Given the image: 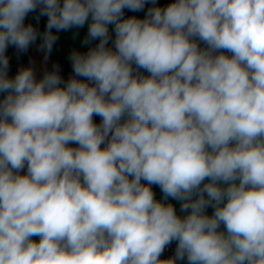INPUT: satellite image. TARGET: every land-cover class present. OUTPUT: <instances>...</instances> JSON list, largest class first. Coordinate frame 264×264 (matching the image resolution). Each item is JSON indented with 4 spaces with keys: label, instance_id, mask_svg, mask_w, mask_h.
<instances>
[{
    "label": "clouds",
    "instance_id": "9594fccd",
    "mask_svg": "<svg viewBox=\"0 0 264 264\" xmlns=\"http://www.w3.org/2000/svg\"><path fill=\"white\" fill-rule=\"evenodd\" d=\"M0 94V264H264V0H0Z\"/></svg>",
    "mask_w": 264,
    "mask_h": 264
},
{
    "label": "trees",
    "instance_id": "16d2710c",
    "mask_svg": "<svg viewBox=\"0 0 264 264\" xmlns=\"http://www.w3.org/2000/svg\"><path fill=\"white\" fill-rule=\"evenodd\" d=\"M170 2V0H157V4L159 6H165ZM151 3H148L145 5V8L143 11L139 12H132L128 9H125V18L129 16H136L138 18H143L147 12V9L151 7ZM38 16V10L37 12L29 13V15L25 19L26 24H32L34 28L37 29L38 35L37 40L32 43L28 50L25 52H19L14 46H9L7 48L6 55L9 58V76L14 77L15 74L23 68L24 65H29L32 64L35 59H36V52L40 51L44 55H46V51L41 49L40 45L42 44V34L44 33L46 29V24H47V17L46 16H40L39 19L37 20ZM114 26H109V32L112 34L114 37ZM53 33L57 35L58 39L55 41L51 53H47V60H48V67L47 71H51L53 69L54 65H59L60 68V74L61 76L67 80L69 76L73 74L72 72V65L71 61L69 60V55L66 53L64 49V43L62 38L60 37L59 33L57 32L56 29H52ZM98 43V40H93L90 42L89 46L86 47L83 52H87L89 48L94 47ZM109 44H111V41H109ZM203 46V45H201ZM36 48L38 50L36 51ZM143 71V70H141ZM3 94H0V98H2ZM95 121L99 123L100 118L99 117H94ZM153 191L156 194L157 199H161L163 194L158 186H153ZM212 209H208V213L211 214Z\"/></svg>",
    "mask_w": 264,
    "mask_h": 264
},
{
    "label": "crops",
    "instance_id": "0c3cea01",
    "mask_svg": "<svg viewBox=\"0 0 264 264\" xmlns=\"http://www.w3.org/2000/svg\"><path fill=\"white\" fill-rule=\"evenodd\" d=\"M87 31H88V24L86 23L82 28H72L66 31L62 30L58 32L63 40L64 49L68 55H70V53L73 50H78L82 52L86 47L89 46L90 43L88 44L83 43L84 39L87 37ZM39 59L42 62L40 63V65H37ZM28 66L34 67V72L36 74V77L37 79H40L43 76L44 72L47 71L48 60H45V55L39 51L38 56L36 55L35 61L32 64L24 65L23 67H28ZM39 66H41L42 68L43 66H45L43 68L44 70L42 71V68ZM170 202L175 205L178 214L183 215V213H180L179 202L174 200H171ZM33 238L34 240L37 241L39 240V237H33ZM181 264H183V262H181Z\"/></svg>",
    "mask_w": 264,
    "mask_h": 264
},
{
    "label": "built area",
    "instance_id": "2783aa9c",
    "mask_svg": "<svg viewBox=\"0 0 264 264\" xmlns=\"http://www.w3.org/2000/svg\"><path fill=\"white\" fill-rule=\"evenodd\" d=\"M34 239V238H33ZM176 247V242H173L171 245L167 246L162 254V259L168 258L174 255Z\"/></svg>",
    "mask_w": 264,
    "mask_h": 264
},
{
    "label": "rangeland",
    "instance_id": "374dc122",
    "mask_svg": "<svg viewBox=\"0 0 264 264\" xmlns=\"http://www.w3.org/2000/svg\"><path fill=\"white\" fill-rule=\"evenodd\" d=\"M43 17H44V16H43ZM110 26H112V25H110ZM37 50H38V48H36V51H37ZM38 52H39V51H38ZM38 52H36V55H37V56H38ZM41 62H42V61L39 59L38 62H37V65H40ZM43 65H45V64H43ZM39 67H41V66H39ZM44 67H45V66H43V68H44ZM32 68H33V70H34V67H32ZM41 68H42V67H41ZM43 68H42V71L44 70Z\"/></svg>",
    "mask_w": 264,
    "mask_h": 264
}]
</instances>
